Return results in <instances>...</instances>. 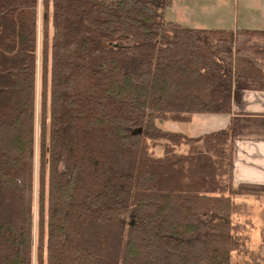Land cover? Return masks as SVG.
I'll use <instances>...</instances> for the list:
<instances>
[{"label":"trees","instance_id":"16d2710c","mask_svg":"<svg viewBox=\"0 0 264 264\" xmlns=\"http://www.w3.org/2000/svg\"><path fill=\"white\" fill-rule=\"evenodd\" d=\"M170 3L0 0V264H259L231 126L161 124L230 113L235 79H264L236 36L264 30Z\"/></svg>","mask_w":264,"mask_h":264},{"label":"rangeland","instance_id":"374dc122","mask_svg":"<svg viewBox=\"0 0 264 264\" xmlns=\"http://www.w3.org/2000/svg\"><path fill=\"white\" fill-rule=\"evenodd\" d=\"M262 12L264 13L263 0H171L166 10L168 17L184 26H218L233 31L264 27ZM235 45L239 54L254 59L264 68L263 33H238ZM181 150L186 151V147ZM161 151L160 147L156 148L157 156L162 154ZM233 189L236 193L235 201L243 204V209L233 214V220L248 222L244 229L250 235V249L259 252V264H264V186L240 185Z\"/></svg>","mask_w":264,"mask_h":264},{"label":"crops","instance_id":"0c3cea01","mask_svg":"<svg viewBox=\"0 0 264 264\" xmlns=\"http://www.w3.org/2000/svg\"><path fill=\"white\" fill-rule=\"evenodd\" d=\"M256 29L264 30V27ZM229 125L234 147L233 187L264 186V79H235L230 113H195L188 121L170 120L161 124L165 129L182 131L190 136L202 135Z\"/></svg>","mask_w":264,"mask_h":264}]
</instances>
